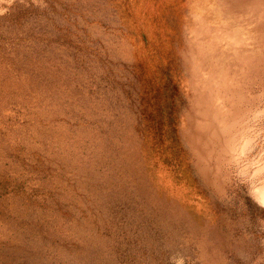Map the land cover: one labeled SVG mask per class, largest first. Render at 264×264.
Listing matches in <instances>:
<instances>
[{
    "label": "rangeland",
    "instance_id": "374dc122",
    "mask_svg": "<svg viewBox=\"0 0 264 264\" xmlns=\"http://www.w3.org/2000/svg\"><path fill=\"white\" fill-rule=\"evenodd\" d=\"M262 184L264 0H0V264H264Z\"/></svg>",
    "mask_w": 264,
    "mask_h": 264
},
{
    "label": "bare ground",
    "instance_id": "6f19581e",
    "mask_svg": "<svg viewBox=\"0 0 264 264\" xmlns=\"http://www.w3.org/2000/svg\"><path fill=\"white\" fill-rule=\"evenodd\" d=\"M246 143V142H245ZM248 144V143H247ZM246 145V144H245ZM247 146V145H246ZM244 147V146H243ZM248 147V146H247ZM251 147V146H250ZM244 149V148H243ZM248 149V148H247ZM246 150V149H245ZM242 151V150H241ZM247 151V150H246ZM233 154V153H232ZM239 154H241V152H239ZM244 154V153H243ZM232 157V155H230ZM234 156V154H233ZM233 162L234 159H232ZM260 169V168H259ZM258 169V170H259ZM263 170V169H262ZM262 172V171H261ZM258 173V172H257ZM256 195H257V199L259 200V202H261L264 205V184H262L257 190H256Z\"/></svg>",
    "mask_w": 264,
    "mask_h": 264
}]
</instances>
